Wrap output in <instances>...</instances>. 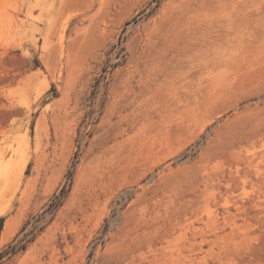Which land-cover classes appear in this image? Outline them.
<instances>
[{"label":"rangeland","instance_id":"374dc122","mask_svg":"<svg viewBox=\"0 0 264 264\" xmlns=\"http://www.w3.org/2000/svg\"><path fill=\"white\" fill-rule=\"evenodd\" d=\"M0 264H264V0H0Z\"/></svg>","mask_w":264,"mask_h":264},{"label":"bare ground","instance_id":"6f19581e","mask_svg":"<svg viewBox=\"0 0 264 264\" xmlns=\"http://www.w3.org/2000/svg\"><path fill=\"white\" fill-rule=\"evenodd\" d=\"M163 17H160V19H157L156 20V23H155V26H156V28L155 29H157V28H160L161 27V19H162ZM149 42L150 43H152V40H149Z\"/></svg>","mask_w":264,"mask_h":264}]
</instances>
